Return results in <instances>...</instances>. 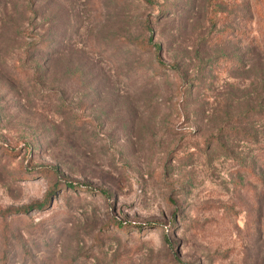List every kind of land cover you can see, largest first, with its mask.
<instances>
[{"label":"rangeland","instance_id":"374dc122","mask_svg":"<svg viewBox=\"0 0 264 264\" xmlns=\"http://www.w3.org/2000/svg\"><path fill=\"white\" fill-rule=\"evenodd\" d=\"M0 264H264V0H0Z\"/></svg>","mask_w":264,"mask_h":264},{"label":"trees","instance_id":"16d2710c","mask_svg":"<svg viewBox=\"0 0 264 264\" xmlns=\"http://www.w3.org/2000/svg\"><path fill=\"white\" fill-rule=\"evenodd\" d=\"M40 45H41L44 49L47 48V44H44V42H42ZM138 45H139L140 49H143V50H144L145 48H147V47H149V46L151 45V41H146V42L140 41V42L138 43ZM153 46H154V48L156 49V51H157V53H158L159 45H153ZM71 186H72V185H71ZM57 187H58L57 185H54V186H52V187L49 189V191H48V193H47V195H46V197H45V200H44L42 203H34V204H32V205H30V206H28V207L21 208V209H19L18 211L27 212V211H28L30 208H32V207H35V208H37V209H39V208H43L44 206L47 205V203H48V201H49V197H50L51 195L54 194V191H55V189H56ZM115 227L121 228L123 231H127V229H128L129 227H131V226H129L128 224H121V223H119V222H115Z\"/></svg>","mask_w":264,"mask_h":264}]
</instances>
